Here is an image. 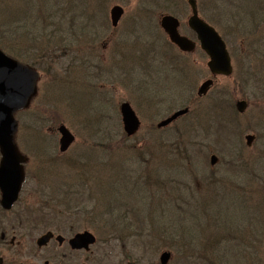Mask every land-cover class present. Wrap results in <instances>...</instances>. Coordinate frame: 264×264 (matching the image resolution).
<instances>
[{
	"label": "rangeland",
	"instance_id": "obj_1",
	"mask_svg": "<svg viewBox=\"0 0 264 264\" xmlns=\"http://www.w3.org/2000/svg\"><path fill=\"white\" fill-rule=\"evenodd\" d=\"M0 1L6 3L9 0ZM23 1L24 0H11V3L8 4V8L6 9L7 13L6 11L0 12V44L3 45L2 47L4 48L5 53H9V55H11L10 52H13L15 54L25 55L29 58L35 56L41 63H46V66L55 64V69L59 74H62V76L56 82L52 75L43 76L42 74L43 78H41L39 82V93L33 100L31 108L17 115V120L20 126L17 141L21 152L22 154L30 153V155L34 156V159H32L26 166V172L30 175H34L36 178L39 175V178L32 182H27L21 194V202L20 204L18 203L19 205L17 204L13 211L4 213L0 208V232H6L4 227L9 231L7 239L4 240L5 242L0 241V257L4 259L5 264H21L26 262L25 255L28 253L27 248L31 238L28 228L32 225L29 224V222L25 223V221L21 222V226L18 225L20 224V211L21 209H25V200L29 198L31 201L30 208L37 210L41 205L42 200H44L42 197L43 192L49 190V185L53 182L52 173L51 175H45V171L53 167V164L40 162L35 159H37L36 154H40L43 150H48L50 148L51 144L48 143L49 141H53V144L57 142V151L59 150L60 135L57 133V128L61 124L66 125L77 137L79 135L82 139L80 147L75 144L70 151V156L69 154L66 155L67 161L70 160L77 162L76 172H78L79 175V177L74 180H70L67 176V184L83 185L84 181H88L89 184L93 185H95L96 181L99 183V175L102 170L100 161H102L104 154L93 144H98V146L102 148L103 146L101 144L108 141L101 136H113L116 133L117 124H119L118 128H120L123 133L119 111L120 105L123 102H129L142 121V128L138 133L137 138L128 142L129 144H137L139 152L136 149H131L128 145L123 146L121 142L114 140L112 145L115 154L109 150L111 151L109 157L111 158V156L114 155L116 166L118 158L120 160H125L124 168L127 170V175L134 172L138 177L136 180H142L143 178L150 176V174H156L157 170L166 167L165 159H167V156L163 157V154L167 155L168 151L165 147L168 146L173 154L175 149H177V145L173 142H175L177 138L184 139L189 143L192 148L190 156L193 157V160L190 161L185 155H182V161H180L178 152L175 157L177 159L176 165L172 163V166L167 168L182 171L174 177V180L179 185H181V180L184 181L182 185H185V187L191 183V187H188L189 191L192 189L196 190L195 188H197V190L202 192L206 185L204 182H210V180L213 181V174L218 182L223 180L227 183L228 179L234 178L235 174L230 166V161H239L240 151H242V154L245 155V158L248 160L256 159L258 161L259 159L264 158V105H259V103H255L252 100L244 114H240V117L237 118L236 124L239 126L240 133L231 137L233 142H237L244 147V136L247 134H255L257 137L253 147L247 149L245 153L244 148L240 146L236 147L230 141V133L227 131L228 122L226 121L225 124H222V120H220V122L218 121L219 119L215 118L219 112V110H216L215 108V98L217 97L216 94H213L215 89L206 100L197 101L199 104L194 106V112L192 115L183 117L168 129L160 131L162 132L161 136H164L161 137L163 140H161V145L155 142L156 139L153 138L158 137H156L157 134L154 136V132H152L150 126L154 122L157 123L159 120L156 121L155 112L145 111V104L144 102L142 103L140 91L137 88L140 81L146 82L145 77L147 75L145 69H141L140 64L145 63L146 65V63H148L146 62V55H144L143 62L139 64L140 52L143 53L144 51V49H142V47H144L142 38V29L144 27H139V24L144 23V21L146 23H150L152 20L155 21V14L157 13L145 10L144 3H146L147 0H126L125 4L123 3L124 1L108 0L107 4H104L102 7H97L94 0H62L64 2L57 0L54 3V10L59 11L62 14H54L56 20H50L44 16L49 13H47L46 11L48 10L43 7V2H38V0H28L29 3L27 6ZM199 1L201 2L204 15L205 0ZM234 2L240 3L241 1L234 0ZM62 4L63 8L68 4L65 8L68 9H61ZM117 4L123 5L125 9V16L119 27L117 29H112L111 23L109 22V28L102 29L100 24L104 20L105 15L106 20L104 23L106 24L107 19L110 21V9ZM214 7H218L219 9L222 8L219 0H215ZM94 8L96 10H94ZM99 9H101V11ZM11 11L12 14H10ZM96 11L100 13V17L93 16L96 21V23H94L92 16L86 13L88 12L93 15ZM177 11L181 13L182 16L180 17L182 18V21L186 23L190 13L187 11V8H184V4H179V10ZM141 18H145V20L142 21ZM45 32L51 33V41L49 37L44 38ZM69 41L72 42L73 45L81 46L83 48L82 53H78L80 54L79 57L83 54L80 60L74 61L71 64L72 61H69L66 57L63 59L59 57L58 61L56 59V61L53 62H51L49 58L44 57L42 53L43 49L48 48V51L45 52V54L46 56H49L53 53L50 49L51 46H61V44ZM110 41H113V44L108 48ZM126 44L128 46H126ZM91 46L94 47L92 50ZM93 50H95L94 54L92 52ZM124 51H131V55L136 56L134 62H129L128 59L125 62L122 60L124 59ZM25 56L24 58H20L27 61L28 59ZM100 56H104L106 62L104 65L95 69L93 68L94 63H96L95 57ZM190 59L195 60V68L200 70L195 72L194 76L198 88L204 80L210 77L206 68L207 59L203 58L201 54L193 55ZM27 62L29 63V61ZM119 62L121 67L117 66ZM68 67H70L72 74L70 76L64 73V70ZM79 69L84 73H80ZM76 71H78V73H76ZM67 80H72L73 82L69 84L66 82ZM174 83L176 82L172 79L163 81L161 85L159 84L157 86V91L162 93L166 88V85L171 88ZM228 83L229 81L222 80V78L217 79V86L218 88H222V90L227 87ZM106 97L108 98L109 103H107ZM241 99V95L236 94L231 100L235 105L236 101ZM88 102H90V106H92L93 109H82V112H80V104H87ZM105 106L110 107L113 110L110 111ZM191 108L193 109V106H191ZM101 109L103 111L100 112ZM106 110L110 113H107ZM53 112L59 117V119H53L50 115H53ZM199 112L206 113L204 119L208 120L209 125H200L199 122L194 121V118ZM144 113L149 115H144ZM98 114H100L99 118L102 119L100 123L104 126H94L95 128H90L83 125V122L86 123L88 119H91V121H89L91 124H95L93 118L98 116ZM105 115L110 116L111 118L104 117ZM41 118L44 119L42 123H40ZM82 125L85 128L82 127ZM210 128L212 129V131L210 130L211 134L209 132ZM169 135H173V138L170 139L168 137ZM37 140L46 144L38 147L36 150L35 141ZM82 145L86 146L85 149L81 147ZM121 146L122 148L119 150V147ZM125 146H128V149L124 148ZM180 149L182 150V147ZM121 152L125 155H121ZM76 153H78L81 158L84 157L85 153H88V156L83 159L87 160V165L78 166V161L72 158ZM212 154H215L218 157V163L214 167H211L209 164V158ZM110 160L111 159L106 157V162L110 165L107 169H111V164H114V162L110 163ZM86 170L88 171L87 173ZM111 170H106V172H103V175L105 173L108 174V172L110 173ZM72 172L73 170H66L67 175ZM58 176L63 179L66 175L63 174V170L60 169L57 171L55 177ZM223 178H226V180ZM167 183L173 184L168 177ZM221 183L222 186H225V183ZM182 185L181 187L184 189ZM232 191H234V188L232 187H230L229 190L227 189V192L232 193ZM32 192L36 195L35 198L31 197ZM202 195L206 200H211L210 203H204L208 220L203 221L200 219L198 221L197 217L189 219L186 213L190 207L189 206L184 210L175 208L174 215L176 217L174 222H169L168 218H166L162 219L161 224L166 226L168 224H173L182 231L183 228L181 227V221H184L183 223L185 224H183V226L187 227L188 225L186 224H189L190 229L193 230L191 235L196 236L198 233L196 231H199L197 223H202L205 228H208L207 226L209 223L218 222L222 225V211L225 212L227 210L226 208H230L228 214L231 221H241V215L243 219L246 217L252 218L254 226H257L259 223L258 221L264 217V211L257 214L259 212L255 210V204L260 198V195L258 194V191L253 190L248 185L245 187L244 191L238 190L233 196L236 200L241 198L245 205H242V203L232 204L230 202H224L225 200L222 202V197H217L218 200H215V198L209 199L208 196H204L203 193ZM124 197L122 205V210L124 212L123 215L129 216L130 220L135 221L136 217L131 213V202L133 201L134 196H128L125 193ZM194 198L195 200L200 199V202L204 200L200 195ZM185 201H190L189 197L187 198V194L183 195L182 198H179L178 203ZM135 203L136 202H133V204ZM138 204L141 205V202ZM194 204L198 203L193 202L191 205ZM102 206L103 205H100V207ZM200 209L201 206L198 205V213H194L193 215L200 216ZM100 210H102V208ZM192 211H195L194 206H191L188 213L190 214ZM218 211L220 212L217 214ZM178 213L185 219L182 220L180 217L178 218ZM150 214L151 218L155 217L158 214V209L156 208L155 211L150 212ZM40 215L41 214H38V216ZM28 216L29 213L27 216L24 214L21 217ZM146 217L148 219L147 215ZM204 217H206L205 214ZM246 222L250 221H241V223L244 224ZM131 224L133 230L138 229V222H131ZM13 225L15 226L14 230L11 229V226ZM46 225H48V223ZM59 226L60 227H58L57 224H54L52 227L46 228L44 223H40L35 226L37 229L35 236L48 229H60V231H65L61 225ZM79 230H88L97 234L94 229L86 224L79 228ZM210 231H213V229ZM68 234H71V232ZM203 234H207L208 236L212 235L211 232H204ZM220 234H222V232ZM181 235L184 237L187 236L184 232H181ZM13 238H15V240L12 245L11 240ZM115 246H117V243H115ZM115 246L113 247L112 262L117 264L121 261V256L118 253V246L117 248ZM30 248L31 246H29L28 250H30ZM156 248L159 247L156 245ZM157 253L158 251L152 250V254L150 255L152 263L157 260V256L155 255ZM151 262L147 261L149 264H151Z\"/></svg>",
	"mask_w": 264,
	"mask_h": 264
},
{
	"label": "trees",
	"instance_id": "obj_2",
	"mask_svg": "<svg viewBox=\"0 0 264 264\" xmlns=\"http://www.w3.org/2000/svg\"><path fill=\"white\" fill-rule=\"evenodd\" d=\"M39 1L44 3L46 10L50 11V13L60 15L59 11L54 10L55 9L54 3L57 0H38V2ZM61 2H64V1L61 0ZM9 3H11V0H9L6 3H3L0 1V12L1 11L5 12L6 9L8 8ZM23 3L28 5L29 2H28V0H24ZM35 3H37V2H35ZM67 6H68V4H66V7ZM65 8H63V4H62L61 9H63V10L68 9V8L67 9H65ZM85 10H86V8H85ZM6 13H7V11H6ZM10 14H12V11L10 12ZM50 20H56V17L53 18V16H52V17H50ZM47 37L50 38V41L52 40L51 33L45 32L44 38H47ZM2 46L3 45L0 44V47L2 49H4ZM60 47H62V48H60ZM50 49L53 53H51L49 56H46V54H45V52L48 51V48L43 49L42 53H43L44 57L49 58V60L51 62H53V61H56V59L58 61L59 57L75 56L77 54V52H79L80 49H82V47L77 46V45H73V43L69 41V42H65V43L61 44V46H54L53 45L50 47ZM152 50H153V48H152ZM19 57H23V56L19 55ZM26 58L28 59L27 61H29V62H31L32 60L38 62V58L35 56L32 58H29V57H26ZM36 62L33 65L36 66L37 65ZM38 64H39V66H42L41 63L38 62ZM47 68L51 69V66H49ZM155 82H157V81H155ZM178 87H180V86H178ZM171 91L172 92L169 94H166L164 91L163 96H160L161 101H167L170 98L176 97V95L178 96L177 100H173L174 105H175V106H173L174 108L169 107L167 110L162 108L161 102H157V104H155L156 97H154V95L150 96V98H149L150 103L148 102V104H149L148 107H149V109L155 111L156 119H160V117H163L166 114H169L173 109L177 108V106L179 108V107H184V106L188 105V102H186V100L184 98V93H185L184 90H180V89L176 88L175 90L171 89ZM106 108H108V107H106ZM88 110H91V109H88ZM101 111H103V110L101 109L100 112ZM89 112H91V111H89ZM106 112L110 113L108 110H106ZM99 115L100 114H98V116H95L93 118L95 120V122H94L95 124H91L89 122V121H91V119H88V121H86V123L83 122V125H86L90 128H92L94 126L95 127L104 126L103 124L100 123L102 121V119L99 118ZM104 117L111 118L110 116H106V115ZM83 125H82V127H84ZM116 126H117L116 133L113 136L112 135L101 136L106 141H108V142H105L104 144H101L103 146L102 148L99 147L98 144H93L98 150L102 151V153L104 154L102 161H100V165H102V170L100 171V175H99V183H98V181H96V183L99 186H98V189H96L95 193L98 195L99 200H104V201H109V202L114 200L115 203L119 204L118 208H120V206L122 207L123 200L125 198L122 194V191L125 192L128 186H130V187L132 186V183H134L135 185L136 184L138 185L140 183L138 181H136V182L132 181L133 177H134V175H133L134 172H131V174L127 175V170H126V168H124V161L125 160H120L118 158L117 166L114 163V165L111 166V169H112L111 170V169H107L108 166H110V165L106 162V157L109 159L114 157V155H112L111 158L109 157L111 155V153H110L111 151L113 154H115V150H113V145H112L114 140L121 142L123 146L128 145L129 147H131V149H136V150H138V152H139V149L137 148V144H135V143L129 144L128 143L131 140L136 139L137 137H134L133 139H128L126 137V135L121 132L120 128H118L119 124H117ZM151 128L155 130V125L152 124ZM182 141H183V145L180 143V146H177V149H175V152H173V154H172L173 156L163 154V157L167 156V159H165V162L168 163L169 166H172V163H174L176 165L177 159L175 157L178 154V152H179V160L182 161V158H181V156L183 155L182 153L186 154L187 150H189L188 144L184 140H182ZM155 142L161 145V137L158 138L157 140H155ZM100 143H103V142H100ZM128 146H125L124 148L128 149ZM181 147H182V150H184L183 152L180 149ZM120 148H122V146L119 147V150H120ZM109 150H111V151H109ZM240 152H241V154L239 156V161L235 160L231 163L233 173L235 174L234 178L228 179L227 180L228 182L225 183V181H223V180L218 182L216 180V177H215L214 178L215 181L210 180L211 183L210 182L208 183V181H205L204 183H207L205 186L208 185L209 189H211V192L213 194V198H217V197L221 196L222 201L226 200L230 203H242V205L244 204L243 200H241V198L236 200L233 198V196H234L236 191H238V190L244 191L245 187L247 185L250 186L253 190L258 191V194L260 195V198L256 201V204H255V210L257 212H259L257 214H260V212L262 213V211H264V161H263L264 158H261L258 161L256 159L252 161V160L245 159L243 154H242V151H240ZM82 153H84V152H82ZM121 155H125V154L121 152ZM87 156H88V153H85L83 158L79 157L77 159L78 166L87 165V160H83ZM185 157L187 159H189V157L187 155H185ZM116 159H117V157H116ZM110 163H111V160H110ZM76 164H77V162L75 161L74 162L75 166L73 169L74 171H76ZM71 165H72V162L69 164V166H71ZM85 168H87V167H85ZM87 170H86V173L88 172ZM106 170H111V172L110 173L108 172V174L105 173L103 175V172H106ZM160 171H161V169L158 170V172L155 175L150 174V178H154V176H156L157 178L160 177L161 176L159 173ZM132 175H133V177H132ZM146 178L148 179L149 176ZM223 179L226 180V178H223ZM85 182L86 181H84V183ZM183 182L184 181L181 180L180 184L182 185ZM221 182L225 183V186H222ZM181 185H178V187H181ZM191 185L192 184L189 183V185L186 187H185V185H182V186L187 191V190H189L188 187H191ZM230 187L234 188V191H232V193L227 192V189L229 190ZM134 188H138V187H134ZM195 189L197 190V188H195ZM196 190L192 189L189 191L190 197L192 198L191 199L192 201H194L195 200L194 197H198V195L203 197V195H202L203 192H201L199 190L196 191ZM133 192H140V191L134 190ZM152 196H154L157 200L158 199V192L153 193ZM148 200H149V197L147 195L144 198V203L147 204ZM195 201H200V199H196ZM136 207L139 208V206L137 204H136ZM144 207H146V206H142V209ZM105 211L106 212L104 213V215H106L108 213L109 207H107L105 209ZM149 211L150 210L147 207V213ZM248 215H249V213H248ZM141 217H142V215H141ZM240 218H241V221L248 220L250 222H246L244 224V223H241V221H233V220L231 221L229 214L226 212V214L222 215V225L219 224L218 222L211 223L209 226L210 229L207 231V232H211V233H215V234H218V233L220 234L222 232V264H238V262H237L238 256L235 252L238 253V250H240V248H241V244L244 242L247 243V248L251 247L250 245L252 242H257L258 245L256 248L258 249V254H257L258 256L257 255L256 256H257L258 262H256V263L257 264H264V256H263L264 255V253H263L264 252V217L258 221L259 223L257 226H254V223L252 222L253 221L252 218L246 217L245 219H243L241 215H240ZM183 219H185V218L183 217ZM141 221L142 220L140 219V222ZM125 223H126V225L120 224V226H123L124 229H130L129 228L130 224L126 220H125ZM251 223H252V225H251ZM116 224H117V221H116ZM183 224H185V223H183ZM142 226H144V227L147 226L149 231L152 230L154 232H159L162 230L161 225L159 224V220H157V221H145L142 224ZM211 229H213V231H210ZM178 232L190 233V232H193V230L190 229V227H188V228L185 227V228H183L182 231L179 230ZM196 232H200V231H196ZM243 249H245V245H243ZM240 264H245V262H242Z\"/></svg>",
	"mask_w": 264,
	"mask_h": 264
},
{
	"label": "flooded vegetation",
	"instance_id": "obj_3",
	"mask_svg": "<svg viewBox=\"0 0 264 264\" xmlns=\"http://www.w3.org/2000/svg\"><path fill=\"white\" fill-rule=\"evenodd\" d=\"M239 1L241 2L222 0V9L218 7L215 11L208 9V13L201 16L222 35L233 59V73L222 77V80L229 81L227 87L222 90V98L229 97L231 106L234 105L231 99L236 94L241 95L245 106L252 100L258 103L259 100L264 99V0ZM179 4L183 3L179 0H169V2L147 0L144 7L150 12H160L164 7L178 12ZM204 5L209 7V2ZM175 16L180 20V29L197 42L196 35L192 31L189 32L188 24L182 21L180 15ZM196 50H200L199 45ZM238 102L239 100L236 101L235 107ZM64 220L72 221L74 218H64ZM53 233V238L46 246H40L38 237L32 236L27 248L28 253L25 255L26 262L21 264H114L113 249L109 247L110 234L106 235V241L97 239L90 249H74L70 240L76 233L68 236L60 229H56ZM60 237L63 238L61 241L58 239ZM29 246H31L30 250H28ZM117 264L130 263L124 259Z\"/></svg>",
	"mask_w": 264,
	"mask_h": 264
},
{
	"label": "water",
	"instance_id": "obj_4",
	"mask_svg": "<svg viewBox=\"0 0 264 264\" xmlns=\"http://www.w3.org/2000/svg\"><path fill=\"white\" fill-rule=\"evenodd\" d=\"M194 9L195 16L190 20V26L197 32L198 38L202 43V48L210 56L208 67L213 74L222 75V73L230 72V61L222 39L216 32L197 18L195 10V1L189 0ZM123 10L115 7L112 10L113 25L117 26ZM162 27L168 33L171 41L175 43L183 51H191L193 46L188 39L180 36L178 33V23L171 17H165L162 20ZM37 73L29 68L21 65L17 61L9 58L0 51V151L2 160L0 165V188L3 193L2 204L6 209H10L16 201L18 193L24 179L23 168L21 166L22 157L17 151L14 143V134L17 130V122L14 119V113L26 108L30 100L36 93ZM212 82L204 83L199 95L208 91ZM188 110H182L168 119L158 124L159 128L168 126L179 116L185 114ZM121 115L124 130L129 137L135 135L140 129V120L129 103L121 106ZM59 131L62 134L61 150L66 151L73 143L74 137L66 129L61 126ZM248 144L251 145L252 137H247ZM216 157H212L211 163H216ZM85 237H81L75 241H80ZM47 240L44 238L43 241ZM74 241V242H75ZM168 255H164L166 259Z\"/></svg>",
	"mask_w": 264,
	"mask_h": 264
}]
</instances>
